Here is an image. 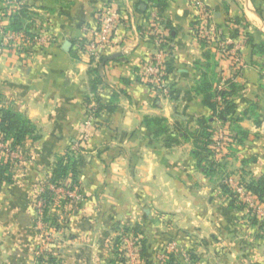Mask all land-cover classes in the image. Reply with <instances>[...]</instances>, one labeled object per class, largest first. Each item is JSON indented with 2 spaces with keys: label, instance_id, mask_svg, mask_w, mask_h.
Returning a JSON list of instances; mask_svg holds the SVG:
<instances>
[{
  "label": "crops",
  "instance_id": "obj_1",
  "mask_svg": "<svg viewBox=\"0 0 264 264\" xmlns=\"http://www.w3.org/2000/svg\"><path fill=\"white\" fill-rule=\"evenodd\" d=\"M141 1L151 0H0V103L36 126L0 191V264H114L102 240L136 226L146 240L145 264H157L170 231H181L178 248L191 250L196 264H264V235L246 226L244 213L240 229L239 213L220 179L199 164L193 139L199 121L210 119L217 138H225L215 158L226 159L231 177H264V0H164L162 12L151 2L146 17ZM112 2L121 23L101 55L91 56L89 30ZM197 2L223 39L238 43L241 35L238 65L220 43L199 37ZM23 8L32 36L10 31L11 17ZM152 21L161 26L160 42L147 33ZM10 34L14 49L6 45ZM158 56L169 63L160 94L143 75L146 61ZM205 86L232 92L233 123L246 135L232 155L231 122L205 104ZM216 101L222 111V97ZM146 118L163 119L169 132L156 136ZM77 143L83 201L67 220H56L64 225L62 241L42 262L31 197Z\"/></svg>",
  "mask_w": 264,
  "mask_h": 264
},
{
  "label": "trees",
  "instance_id": "obj_2",
  "mask_svg": "<svg viewBox=\"0 0 264 264\" xmlns=\"http://www.w3.org/2000/svg\"><path fill=\"white\" fill-rule=\"evenodd\" d=\"M157 7L159 12H162L166 8L164 0H151V1H141L139 7L143 9L142 15L146 17L149 4L152 3ZM29 19V15L26 9H22L19 13L11 17L10 31L12 32H25L26 35L32 36L28 28H24L23 24L25 20ZM235 24L241 25V27L246 29L248 28L247 22L242 19L235 20ZM249 32L247 33V36ZM164 47V45H163ZM264 49V47H263ZM264 53V50H263ZM166 72H169V63H165ZM207 86V85H206ZM205 86V104L209 106L217 118L223 122L227 119L230 120L231 125L229 129L231 132L229 134L228 141V150L231 152V155L234 154L235 149L234 145H241L245 140V133L235 122L234 114L235 107L234 101L231 99L232 92L228 91H214L211 92L210 89ZM234 89V86L231 87ZM221 96L223 99L224 109L218 111V104L216 98ZM214 115V116H215ZM145 124L149 129L153 131L156 136H161L167 134L168 128L164 125V120L160 118H146ZM200 132L194 135V144L196 148L195 155L198 158L199 164L204 163V170L206 174L210 177H218L221 181V189L223 193L228 196L230 202V208L241 213H245L247 216L248 224L256 226L257 223V214L248 203L242 201L239 196L233 191L232 187L229 185L228 180L231 177L227 169V164L225 160L215 158V149L218 146V134L216 129L211 123L210 119L203 118L199 121ZM36 134V126L27 119L24 115L16 112L13 108L4 106L0 103V138L3 140H11V147L13 150H22L25 142L33 137ZM233 134V135H232ZM174 141V138L169 137L167 144H171ZM16 163L10 159H0V182L3 185L5 182H10L13 179V169L16 167ZM84 165V159L80 156H77L74 152L67 151L55 164L52 174L53 181L61 183L64 185L66 179H70L73 185H77L79 181L80 169ZM221 170V171H220ZM249 175L243 173L241 179V185H243L247 192L252 194L255 199L264 203V177L260 178H250ZM70 177V178H68ZM72 185V184H71ZM50 193L46 195L49 196ZM127 231L135 235V237H141L143 232H141V227L136 226L133 228H126ZM181 231H170L171 240H179ZM178 242V241H177ZM141 253L146 255V240L143 238L141 240ZM188 253L192 256V259L195 262V257L191 250H188ZM51 254L47 255L46 258L50 259ZM45 258V259H46ZM44 262V257L40 259ZM176 257L173 255L170 257L169 264H180ZM177 262V263H176Z\"/></svg>",
  "mask_w": 264,
  "mask_h": 264
},
{
  "label": "rangeland",
  "instance_id": "obj_3",
  "mask_svg": "<svg viewBox=\"0 0 264 264\" xmlns=\"http://www.w3.org/2000/svg\"><path fill=\"white\" fill-rule=\"evenodd\" d=\"M5 37L6 45H8V48L14 49L13 45L15 41L13 34ZM17 38L19 37L17 36ZM76 145L77 147L81 148V144L77 143L72 147L71 152L79 153V151H73ZM15 168L16 167H14V169ZM52 178L53 174L51 172L46 177V181L44 183L45 185L43 184V188L41 189V191H39L37 195L31 197V205L36 215V226L38 227L41 240V244L39 245L40 251H37L36 257H38L39 259L44 257V260L47 262H49L48 258H46L47 255L51 253L52 249L59 247V242L62 241L61 228L64 225L62 223H55L56 220H67V215H71L75 211H78L80 204L83 201V193H81V182L78 181L77 185H73L70 179H66V181L64 182L65 184L61 185L60 181L55 182ZM238 183H241L240 176L233 178V184ZM48 193L50 194L48 197H46ZM237 213H239V216L237 218L239 227L241 229V212ZM255 214L261 216L257 217V223L256 226H254V229L264 235V205H260L257 208ZM246 226L253 227L251 223L246 224ZM142 239V237H135V235L126 230V227H120L115 233V237L113 240L104 238L102 241L104 242V248H107L110 251V254L107 255H109L112 263L145 264L146 255L143 256L140 251V243ZM173 245H177L176 248H174L175 250L173 249ZM172 255L177 258L180 264L195 263L190 253H188V250H181L180 246L178 248V242L176 240H169L167 243L165 242L159 247L156 257L157 264H169V260Z\"/></svg>",
  "mask_w": 264,
  "mask_h": 264
},
{
  "label": "built area",
  "instance_id": "obj_4",
  "mask_svg": "<svg viewBox=\"0 0 264 264\" xmlns=\"http://www.w3.org/2000/svg\"><path fill=\"white\" fill-rule=\"evenodd\" d=\"M196 6L200 8L201 19H200V29L198 35L201 39L208 42L217 41L220 43L221 53L227 59H230L237 63H240V58L238 57V47L241 45V35L239 36L240 42H232L231 39H223L221 31L216 29L212 24V15L210 12L206 11L203 8V5L200 2L196 3ZM121 23V14L119 7L116 3H110L104 7L97 15L96 25L89 30L91 35L90 41L87 46V51L89 55L98 57L104 51V48L110 43L111 39L114 36L116 28ZM147 33L152 35L157 42L161 41L163 33L159 23L151 22L148 25ZM243 38V36H242ZM161 56L156 57V60L149 59L143 65V75L146 77L149 85L157 93H163L167 89L168 79L165 63H163L160 58ZM224 135L220 133L218 137V146L215 149V155H220L222 153V148L224 145ZM11 140H3L0 138V159L6 158L14 161L16 164L23 159L21 150H13L11 147ZM80 147H75L73 151H78ZM235 177V176H234ZM230 177L228 180L229 185L232 187L233 191L239 196V198L248 203L250 207L256 212L257 208L260 206L255 197L246 191L245 187L238 184H233V178ZM0 182V188H1ZM261 215L257 214V217ZM177 245H173V249ZM175 250V249H174Z\"/></svg>",
  "mask_w": 264,
  "mask_h": 264
},
{
  "label": "water",
  "instance_id": "obj_5",
  "mask_svg": "<svg viewBox=\"0 0 264 264\" xmlns=\"http://www.w3.org/2000/svg\"><path fill=\"white\" fill-rule=\"evenodd\" d=\"M71 47V44L68 42V43H66V45H65V49L67 50V49H69Z\"/></svg>",
  "mask_w": 264,
  "mask_h": 264
}]
</instances>
